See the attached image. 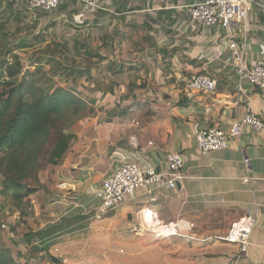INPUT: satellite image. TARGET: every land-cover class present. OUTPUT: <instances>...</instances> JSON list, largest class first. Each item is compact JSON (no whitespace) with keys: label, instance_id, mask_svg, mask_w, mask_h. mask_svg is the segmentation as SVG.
I'll return each instance as SVG.
<instances>
[{"label":"crops","instance_id":"1","mask_svg":"<svg viewBox=\"0 0 264 264\" xmlns=\"http://www.w3.org/2000/svg\"><path fill=\"white\" fill-rule=\"evenodd\" d=\"M195 1L114 0L96 11L64 0L55 13L27 15L38 30L60 28L68 45H107L114 60L132 68L114 80V104L121 108L116 120L106 123L98 116L80 124L63 164L40 173L38 206L46 223L37 231L47 236L52 255L62 252L54 256L64 264H264V135L245 129L227 150L206 156L196 140L200 131L228 130L249 113L264 119V89L247 82L240 87L230 49L237 45L248 69L264 59V11L253 5L247 25L238 23L232 40L218 27L193 21ZM198 75L217 80L214 94L189 92V81ZM173 152L184 158L177 191H139L95 220L96 193L106 178L129 161L165 170L166 155ZM147 212L177 224L181 236L131 234ZM256 214L251 246L241 256L223 238L234 223Z\"/></svg>","mask_w":264,"mask_h":264},{"label":"trees","instance_id":"2","mask_svg":"<svg viewBox=\"0 0 264 264\" xmlns=\"http://www.w3.org/2000/svg\"><path fill=\"white\" fill-rule=\"evenodd\" d=\"M27 19L18 7L0 0V216L10 208L19 223L33 214L31 198L43 190L41 171L62 165L77 139L74 128L104 110L97 107V95L115 96L118 84L99 79L116 80L132 70L104 55L107 45L96 48L91 41L77 40L68 45L48 27L38 30ZM22 54L30 57L27 67ZM120 110L113 103L104 110L103 121L114 122ZM4 226L0 220V229ZM41 233L45 235H24L23 249L16 252L0 244V264H36L42 254L51 264H64L38 246Z\"/></svg>","mask_w":264,"mask_h":264},{"label":"built area","instance_id":"3","mask_svg":"<svg viewBox=\"0 0 264 264\" xmlns=\"http://www.w3.org/2000/svg\"><path fill=\"white\" fill-rule=\"evenodd\" d=\"M4 2L19 7L25 5L28 10L47 14L58 10L64 0H3ZM79 4L91 10L103 11L114 0H76ZM253 5L264 11V5L254 3L253 0H196L191 6L193 21L200 26L218 27L226 32L233 40L234 27L238 23L244 24L249 17ZM239 77L240 87L247 82L252 87L264 89V59L257 61L251 69L235 43L230 44ZM217 80L208 75H198L188 83L191 93L212 95L217 90ZM245 129L260 132L264 135V119L251 113L234 122L228 129L211 127L197 134V150L203 155L227 150L231 140L243 135ZM246 167L249 161L245 160ZM184 158L182 154L173 152L166 155L165 170L156 168H143L135 161H129L118 168L111 176L106 178L99 187L96 197L98 205L95 209V220L103 219L112 209L121 207L127 199L135 197L139 191H145L151 195L155 190L167 188L177 191L179 183L184 179ZM250 179L245 178L248 183ZM64 187H66L64 185ZM150 214V215H148ZM143 221L135 224L130 229L131 234L141 235L145 232L152 233L157 239H169L180 237L178 226L175 223H163L156 219L150 212L145 213ZM259 214L249 215L234 223L223 238L224 241L236 244L241 256L247 254L251 246V235L259 222Z\"/></svg>","mask_w":264,"mask_h":264},{"label":"rangeland","instance_id":"4","mask_svg":"<svg viewBox=\"0 0 264 264\" xmlns=\"http://www.w3.org/2000/svg\"><path fill=\"white\" fill-rule=\"evenodd\" d=\"M18 9H20L24 14L26 13L27 15L29 13H34V14H38L35 12H31L27 9V7L25 5H21L18 7ZM55 13V12H54ZM39 14H42V12H39ZM43 15V14H42ZM27 18L29 19V16H27ZM57 31V32H56ZM54 34L57 37H60V39H63L62 37H66L65 32L59 29H55L54 30ZM61 35V36H60ZM64 35V36H63ZM91 42H93V40H91ZM96 48L100 47L99 43L96 44L95 41L93 42ZM71 45V44H70ZM108 51V52H107ZM29 53H33V52H29ZM102 53L104 55H109V57L111 59H114V49L108 47L106 50H103ZM31 55V54H30ZM22 58L23 61L25 63V66L27 67L29 62H30V57L28 56V54H22ZM99 81L105 82V83H109L114 82V77L111 78H104V79H99ZM97 99H98V103H97V107H104V110L106 108L112 107L113 103H114V95L111 96H103L102 94H98L97 95ZM102 109L98 110V116H103V118H105V111ZM97 116V117H98ZM79 124L74 128H78ZM47 156H45L44 162H46L45 158ZM1 180V178H0ZM1 189V186H0ZM42 191V190H41ZM39 191L37 194L33 195L31 200L32 202H34L35 204H33L34 206V211L33 214L30 215L27 218V222L26 223H19L18 222V214L17 212H15L12 209H8L5 212H3V214L0 216V220L5 221V226L0 229V244L5 245L7 247H10L11 249H13L15 252L18 250H22L23 246H22V239L23 236L28 234L31 231H35L38 232L37 230L39 229L40 224L42 223H46V215L42 214L39 210V206L38 203L40 201V195L39 193L41 192ZM1 197H0V202H1ZM14 228V231L11 230V228ZM40 239H39V243L38 246L39 247H46L48 250H50L51 244L48 243V240H46V236L42 235V233L40 234ZM62 237H59L58 241H62ZM52 254V253H51ZM54 255H62V252H56L54 253ZM30 259L26 256L24 261H29ZM36 264H51L49 262V260L47 258H45L44 254H42L41 256H39L36 260H35Z\"/></svg>","mask_w":264,"mask_h":264},{"label":"bare ground","instance_id":"5","mask_svg":"<svg viewBox=\"0 0 264 264\" xmlns=\"http://www.w3.org/2000/svg\"><path fill=\"white\" fill-rule=\"evenodd\" d=\"M148 215H150V214H148Z\"/></svg>","mask_w":264,"mask_h":264}]
</instances>
